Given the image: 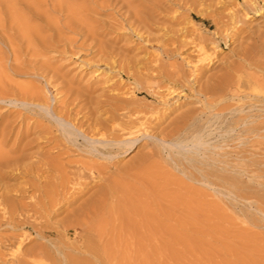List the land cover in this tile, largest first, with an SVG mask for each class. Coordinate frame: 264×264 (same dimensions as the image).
<instances>
[{"label": "bare ground", "instance_id": "obj_1", "mask_svg": "<svg viewBox=\"0 0 264 264\" xmlns=\"http://www.w3.org/2000/svg\"><path fill=\"white\" fill-rule=\"evenodd\" d=\"M166 1L173 2V0ZM157 2L158 0H92L90 5H84L85 3H79L78 0H0V264H94V261L108 262L114 257L118 260L119 257L121 258L120 264H128L126 261L128 259L122 253L131 246L135 250H132L135 252V260L139 259L142 263L150 259L149 253L153 251L152 236L154 237L156 232L154 228L167 227V225H161L159 217H155L158 219L156 222L152 210L153 216L149 211L145 212V202H147L145 199L159 192L155 190L156 188H161L157 183L160 180H154L155 173L161 171L158 178H162L163 183H167L166 186L175 178H170L163 173L160 163L154 164L153 162L156 163V161H148L150 156L160 153L157 150L160 145L155 142L147 143L145 145L147 151L142 152L133 161L123 165L117 161L136 147L139 143L136 141L141 136L152 137L162 143H170L181 136L185 137L184 133L191 129L193 131L194 126V131H197L199 124L197 126L195 122L201 118L198 119L199 114L194 115L192 114L194 112L190 113L191 111L186 110L167 126L161 128L157 135H149L143 131L140 133L139 127L144 126L147 120L146 114L138 107L139 102L135 99L142 93L141 88L127 87L120 81L109 84L107 78L105 82L109 85L103 88L101 86L104 83L101 85V80L88 82L71 75V71L68 72V68L60 61L62 54L70 55V57L76 55L86 46L87 41H90L89 44L94 43L97 52L103 54L104 46L98 40L103 32L100 29L129 28L132 32L142 30L147 32L152 29V25L158 20L154 14L160 9ZM261 2L264 5V0H229L226 8L223 7L224 10L218 13L215 11L217 13L215 15H218L216 17L225 23L222 27L217 24V18H212L217 24L213 32V37L217 40L213 41L215 45L212 49L219 48L222 42L226 44L232 39L233 41L238 39L242 32V25L239 22L240 26H238V21L242 19L244 24L247 23L245 17L249 16L250 11L257 13L258 9L261 10L262 8L259 7ZM163 6L166 7L165 4ZM106 8L112 10V13L109 12L108 21L104 22L106 28L98 24H88L89 12L101 14ZM240 12H242L241 15ZM242 15L246 21L241 18ZM229 29L233 33L230 32L231 30L228 31ZM223 31H228L230 34L226 32L227 35L224 36ZM255 33H251L253 38ZM257 36H261L260 39L264 37V31H260ZM191 40L193 42V39ZM171 41L158 44L159 52L154 54L153 60L144 63L141 68H137L132 61L124 58L125 48L118 47L116 50L109 47V53L115 55L114 62L118 66L114 76H118L119 79L126 77L127 80L133 81L142 78L145 83H148L142 88L151 94L155 93V85L165 87L170 94L177 95L183 90H191L192 84H196L198 85L196 94L201 98L204 97L205 102L212 108L220 95H218L219 91L225 87L232 92V97L236 96L238 99L243 96L254 97L259 104H255L256 101L255 103L250 101L247 109L251 112L255 109L256 112L233 116L229 121L232 126H228L231 129L239 127L237 133L239 136L243 133L246 135L252 133L251 135L256 136L254 134L257 133L259 137H264L259 133L264 131V62L252 57L249 50L243 47L237 53L239 62L231 64L223 71L220 69L222 72L219 75L214 74L213 78L209 75L207 80L201 83L199 73L195 75V78L190 79L182 66L184 63H162L161 58L175 57L176 53L178 54L185 46L183 42L180 43L176 39ZM203 41L198 39L195 43V46L200 48L198 52H201L202 57L197 60L200 62L199 66L193 65L192 74L195 70H201L204 67L202 65L204 60L211 58V54L203 50ZM100 61H102L101 57L96 61L98 69L105 66L104 62ZM182 61L189 64L185 58ZM110 67L112 68L113 65L111 64ZM99 73L101 72H97ZM11 75L25 77L26 82L18 83L13 80V77L11 78ZM244 79L250 82L247 85L248 90L241 89ZM47 87L56 90V97L48 94ZM193 94L195 95V92ZM145 98L144 95L143 99ZM140 116L145 120L141 121L139 127H135ZM214 116L217 120L218 114L214 113ZM205 119L211 121L212 118ZM198 140L201 141V139ZM176 159L174 158V162ZM146 162L152 164L145 165ZM158 167L160 170L157 171ZM10 175L22 179L19 182L21 185H15L18 182L8 184L7 179H10ZM203 178L205 182L211 184L208 175H204ZM181 182L182 185L186 183ZM187 185L182 186V189H186ZM189 186L186 197H177L176 204L186 208V218H194L198 217L199 211L202 212L205 209L206 212L209 206L204 205L199 211L193 209L192 205L195 204L193 202L196 201V196L200 198L203 193ZM232 186L231 184V188ZM185 189L183 192L186 191ZM178 193L176 192V195ZM188 194L195 196V198L192 197L193 202ZM152 199L154 203L157 198ZM148 203L147 206H151L155 212L160 210L159 202L157 203L159 209L155 208V203H151L152 205ZM169 204H172L171 209L176 207L175 202ZM62 206H66L64 210L67 213L58 225L65 227V235L68 236V227H71L79 229L78 232L87 237L81 244L85 250H81L84 253L80 255V258L78 254H81L79 250L81 247L77 246L79 242L77 244L76 241H72L76 247L72 245L71 250L79 247L77 250L80 252L76 251L77 254H75L76 252L73 251L74 253L70 254L68 251L65 254L64 252L71 246L69 244L67 249L66 244L69 243V239L64 244L63 240H60L61 247L58 241L56 243L55 239H52V235L59 227H48L44 230L39 227L43 220L47 223L46 218L50 215H57ZM210 208L213 214L216 213L215 206L210 205ZM171 211L168 210L167 213L164 212L166 214H162L166 219H170ZM161 220L164 221V219ZM200 222L198 224H201ZM140 227H144V230L148 229L150 235L143 234V228L139 232ZM166 229L163 231L167 233ZM109 231L113 233L115 231L114 236H118V240L106 239ZM35 236H38L42 242L30 245ZM168 237L167 240H169ZM158 238L160 237L157 236L156 240ZM127 239L131 240L130 244L127 243ZM154 243L157 244L155 241ZM162 244L167 246V241ZM114 246L118 249L114 250ZM62 258L66 259V262L62 260L59 263ZM130 261L132 262V259Z\"/></svg>", "mask_w": 264, "mask_h": 264}, {"label": "rangeland", "instance_id": "obj_2", "mask_svg": "<svg viewBox=\"0 0 264 264\" xmlns=\"http://www.w3.org/2000/svg\"><path fill=\"white\" fill-rule=\"evenodd\" d=\"M91 1L92 0H78L79 3H85L84 5H90ZM228 2L229 0H173V2L158 0L157 5L158 7H160V9H158V11L154 13L156 14L158 20L154 25H152V29H149L147 32L144 30L132 32L129 28L115 30L100 29L101 32H103L101 35H99L98 40L104 46L103 54L97 52V47L94 46V43L89 44L90 41H87L86 46L81 48L76 55L70 57V55L67 56L65 54H62L63 57L60 62H62V64L68 68V72L71 71V75H75L76 77L81 78L83 81L87 80L88 82H94L97 80H101L100 84L102 85L104 83L101 87H106L114 81H120L122 84L124 83L125 85H127V87L134 86L133 88L135 89L141 88L140 90H142L143 94H138V97H136L135 99L138 100V107L143 110L144 114H146L145 116L147 117V120L144 125L145 127H139L141 121L145 120L142 116H140L138 121L136 122L135 127H139V129L141 130L140 133H142L143 131V133L149 135H157L161 128L167 126L180 113L185 112L186 110L191 111L190 113L194 112L192 113L194 115L199 114L198 119H203V121L201 119H199V121L196 120L195 125L198 126L199 124V127L196 129L197 131H194V126L192 127L194 128V132L191 129L188 132L184 133L185 137L181 136L170 143H162L158 139L148 136L145 137L143 135L136 141L139 142L136 147H134L133 149L128 151L126 155L118 159L117 162L122 165L133 161L136 157L142 154V152L147 151V149L145 148V145L147 143L155 142L158 143L161 148L160 149L158 147L157 149L159 150L158 152H160L157 153V155L159 156L155 154L153 156H150V160H147L150 162L151 160L156 161V163L153 162L154 164L160 163L159 165L160 168H162V172L164 170L163 173L170 176V178H175L174 180L172 179L173 181H169L170 184L166 186L167 183H163V179L158 178V174H160L161 171H159L160 173H155L156 176L154 174V180H160L157 183L161 188H156L155 190L159 192H155L156 194H152L150 198L145 199L147 200V202H145V212L148 213L149 211L150 215H152L153 211V215L155 216H152L154 218L159 217V223L163 226L167 225V227L154 228L156 231L154 234L155 239L152 236L153 242L151 241V243H153V251L149 253V260H144L142 261V263H140L141 260H139L138 258V260H135V252H133L135 250H133L132 246L127 251H125L126 253L124 251L123 253L121 252L123 256L128 259L126 260L128 264H264V137H259V134L257 135V133H253L256 136L251 135L252 133H249V135L248 133L247 135L246 133H243L239 136V134H237L239 127H232L231 129L230 127L232 125L231 123L229 124V121L233 116L243 115V113L246 114V112L250 113L251 110L249 111L247 109V105L251 102L255 103V98L249 96H243L240 97V99H238V97L236 96L232 97V92L229 91L226 87L223 88V86V89H221L218 93V95L220 94L218 96L220 102L217 99L216 103H213L214 106L212 108L209 107V104L205 102L206 99L204 97L201 98V96L196 94V90L198 89V85L196 84H192L191 90H183L177 95L175 93L170 94L165 87L155 85V93L151 94L149 92H146L147 90L145 88H142L148 85V83H145L142 78L140 80L137 79L133 81L127 80L126 77H124V79H119L118 76H114V74H116L115 71L118 66H116V63L114 62L115 55H110L108 50L109 47L115 48L116 50L118 49V47L125 48L126 51H124V58L126 60L129 59L130 61H132L137 68H141L144 63H149V61L153 60L154 54L159 52V49L157 47L158 44L160 45L161 42H170L171 40V42H173V40L176 39L180 43L183 42L185 46L182 47V49L178 53L179 55L176 53V58H161L162 63H184L185 65L183 64L182 66L190 79L195 78V75L199 73L198 76L200 75L199 78H201V83H204L209 75L210 78H213L215 76L214 74L219 75V73L222 72L223 69L229 67L231 64L239 62L237 53L242 50L243 47H246V49L249 50L252 57L254 56L255 58H258L260 62H264V39H262L264 37L260 39L261 36H257L260 31H264V5H262V2L260 5L258 3L259 7L262 8L261 10L258 9V14L250 11L248 13L249 16L245 17L247 21L243 15L241 16V18H244L247 23L244 24L241 18L240 19L242 22L240 20L238 21V26H240V23L242 25V32L239 35L238 39H234V41L232 39L226 44L222 42L219 48L216 47L215 49H212V47L215 45L213 41L217 40L214 39L213 32L216 30L217 24L223 27L225 23V21L223 22L221 19H218V15L215 14L224 10L223 7L227 6ZM163 4H165L166 7H164ZM109 12L112 13L111 8H109V10L108 8H106V10L103 9L101 14L89 12L90 21H87L88 24H98L99 26H104V28H106L104 22L108 21L110 17ZM242 12H240V15ZM212 18H217V24H215ZM230 30L231 29H229L228 31ZM228 31H223L222 34L225 36L227 34H230V32L233 33L232 30L230 32ZM106 32L108 33L105 34ZM253 32H256L254 38L253 35H251V33L253 34ZM191 39H193V42H191ZM198 39L202 41L204 40L203 50H206L208 54H211V58L204 60V62H202V65L204 67L202 66L203 68H201V70H195V73L193 72L192 74L191 69H193V65L199 66L200 62H198L197 60L202 57L201 52H198L200 48L195 46V43H197ZM253 39L255 44L253 43ZM156 41H158L159 43H157ZM60 57L61 56H59V58ZM100 57L102 58V61L100 62H104L105 66H102L100 69H98L96 61ZM183 58L189 61V64H186L184 61H182ZM105 61L108 63V65L107 63L105 64ZM110 63L114 68L110 67ZM220 69H222V71H220ZM97 72L101 73L97 74ZM11 78L14 81L16 80V82L18 83L26 82L25 77L11 75ZM106 78L108 80L107 83L109 84H106ZM249 83V81L246 82V79H244V81L241 83V89L248 90L247 85ZM51 88L52 87H47L48 94L51 97H56V90H54V88ZM194 92L195 95L193 94ZM144 95L146 96L145 99H143ZM120 97H123V95H121ZM255 104L259 103H257L256 101ZM192 109L195 111H193ZM253 111L256 112L255 109H253ZM252 112L251 114H253ZM214 113L215 115L218 114L217 120H215ZM205 118H212L214 120L212 121L211 119V121H208ZM204 121L206 122L204 123ZM228 125L231 126L229 127ZM198 130L200 132H198ZM259 133H261V135H264V131ZM234 134L236 136L238 135L239 137H235ZM198 139H201V141ZM247 140L248 142H246ZM243 141L246 143H242ZM217 151L221 154L219 155ZM174 158H177L175 162ZM198 163L199 165H201L199 166ZM150 164H148V162L145 163V165ZM160 168L157 169V171L160 170ZM216 169L219 170H217V174ZM204 175L209 176V181L211 180V184L205 182V179L203 178ZM12 177L13 176H11L10 179H7L8 181L6 180L8 184H15L18 182L15 185H21L19 182H21L22 179H18L17 176L13 177L12 179ZM180 179L181 181L186 182V185L189 184L190 186L187 185L185 186L186 189H182V186H184L185 184H180L182 183L181 181H179ZM178 181L179 184L177 183ZM157 183H155L156 187L158 186ZM231 184L233 185L232 188ZM163 186H165V189L163 188ZM188 186L189 188L194 187L193 189L201 190L200 192L203 193V196H201L200 198L199 196H196L195 200L197 202L194 201L195 196H191V194H188L192 199V202L194 201L193 204H196L192 205L193 209L199 211L203 209L202 206H209V208H206V212L204 211L205 209H203L202 212L199 211V215H197L198 217L186 218V208L183 205L180 207V204H176L177 197H186ZM234 186L235 188H233ZM94 188L92 190H94ZM174 188H176L177 190ZM184 189L186 191L183 192ZM161 190L162 193H160ZM168 190L171 192L169 193ZM175 191L179 192L178 195H176ZM232 191H234V193H232ZM158 193L160 196L158 195ZM152 196H154L155 199L157 198L156 200H154L155 202L157 201L156 203L154 202L155 204L152 202V198H154ZM160 198H165V200L161 201ZM170 199H172L175 202L174 205H176V207L173 205L174 207H172V209V204L170 205L169 203L174 202ZM148 201L150 204L148 203ZM147 203L149 205H152L151 203H153L156 206H153L155 208H158L159 206L160 210H158V212H155V209H152L151 206H147ZM198 205H200V207H198ZM210 205L216 207V213L213 214V212L210 210ZM65 207L66 206H62L57 215H50L48 218H46L48 219L47 223L42 219L44 222L42 221L41 226L39 227H41L42 230L47 229L48 227H59L56 229L55 234L52 235V239L54 238L55 240H53L55 242L58 241L59 247L62 246V242L64 244V242L68 241L69 239V243L66 242L68 243L66 244V246H68L67 249L69 248V244L71 246L67 251L64 250L65 254H67L68 251H70V254L73 251L80 252L84 248L81 244L82 242L86 241L87 237L85 235H81L80 232H78L80 231L79 229H73L71 227H68L69 230L67 236L65 235V227L59 226L63 219L66 217L67 212L66 210H64L66 209ZM147 207L149 209H146ZM197 207L201 209H198ZM174 208L177 209L173 210ZM181 209L182 211L180 212ZM168 210H172L174 211L173 213H175L173 214L171 211L170 219H166L164 215L168 212ZM160 213L164 214L161 215ZM182 213L185 218L181 216ZM158 219L155 218L156 222H158ZM161 219H164L167 224L164 221L162 222ZM198 222H200L201 224H198ZM60 227L64 228V230ZM142 228L140 227L139 232H141L140 230L142 229V233H147L148 235V229L144 230V227ZM165 229L168 230L167 233L166 231H163ZM170 229L174 230L171 231ZM143 230L145 232H143ZM110 231L108 232L109 234L107 235L106 239H109L110 241L118 240V236H114L115 231L114 233ZM156 233H161L162 235H156ZM170 233L173 236L170 235ZM58 235L60 236L58 237ZM79 235H81V238L79 237ZM157 236L160 237L157 239L158 241L156 240ZM167 237L169 240L166 239ZM57 238H59V240ZM60 240H63L61 244L59 243ZM72 241H76L75 243L77 244L80 243L79 245H77L81 247L79 249L80 251L77 250V248L79 247H77L76 250L75 248L74 250H71L74 246ZM154 241L157 242V244L154 243ZM164 241H167V246H164L162 244V242L164 243ZM40 242H42V240L38 236H35V238L30 242V245ZM127 243L130 244L131 240H128ZM156 245L158 247V250ZM74 247H76V244ZM117 249L118 248L114 246V250ZM83 251L80 252L81 254H78V258H80V255L84 253ZM77 252L75 254H77ZM129 256L130 258L132 257V262L130 261L131 259L129 258ZM152 256H155L156 259ZM157 257L159 258L158 260ZM120 259L121 258L119 257V260ZM119 260L114 257L111 258V260L109 259L108 262L94 261V264H120L119 262L121 260ZM61 261L66 262V259L62 258L59 263H61Z\"/></svg>", "mask_w": 264, "mask_h": 264}]
</instances>
